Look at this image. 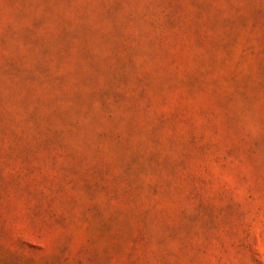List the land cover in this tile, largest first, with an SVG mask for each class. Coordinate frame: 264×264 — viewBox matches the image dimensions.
<instances>
[{"label": "rangeland", "instance_id": "rangeland-1", "mask_svg": "<svg viewBox=\"0 0 264 264\" xmlns=\"http://www.w3.org/2000/svg\"><path fill=\"white\" fill-rule=\"evenodd\" d=\"M0 264H264V0H0Z\"/></svg>", "mask_w": 264, "mask_h": 264}]
</instances>
